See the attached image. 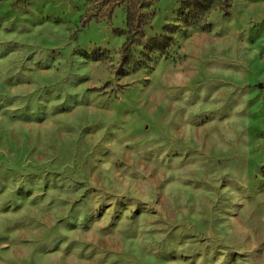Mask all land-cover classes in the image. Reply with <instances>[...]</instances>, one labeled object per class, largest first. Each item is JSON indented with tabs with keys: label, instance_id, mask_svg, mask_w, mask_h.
Returning <instances> with one entry per match:
<instances>
[{
	"label": "rangeland",
	"instance_id": "1",
	"mask_svg": "<svg viewBox=\"0 0 264 264\" xmlns=\"http://www.w3.org/2000/svg\"><path fill=\"white\" fill-rule=\"evenodd\" d=\"M186 1L0 0V264H264V0Z\"/></svg>",
	"mask_w": 264,
	"mask_h": 264
},
{
	"label": "trees",
	"instance_id": "2",
	"mask_svg": "<svg viewBox=\"0 0 264 264\" xmlns=\"http://www.w3.org/2000/svg\"><path fill=\"white\" fill-rule=\"evenodd\" d=\"M191 1H193V0H187L185 5L189 4ZM127 25H128L129 27H131V25H132V23H131V21H130V18H128V20H127Z\"/></svg>",
	"mask_w": 264,
	"mask_h": 264
}]
</instances>
